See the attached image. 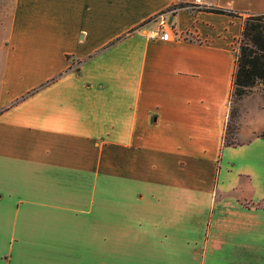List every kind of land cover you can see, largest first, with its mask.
I'll return each mask as SVG.
<instances>
[{"label": "crops", "instance_id": "1", "mask_svg": "<svg viewBox=\"0 0 264 264\" xmlns=\"http://www.w3.org/2000/svg\"><path fill=\"white\" fill-rule=\"evenodd\" d=\"M263 13L264 0H13L0 264H264V126L224 144L242 23Z\"/></svg>", "mask_w": 264, "mask_h": 264}, {"label": "rangeland", "instance_id": "2", "mask_svg": "<svg viewBox=\"0 0 264 264\" xmlns=\"http://www.w3.org/2000/svg\"><path fill=\"white\" fill-rule=\"evenodd\" d=\"M13 0H0V50L3 48L5 37L8 33L10 24V14L12 11ZM264 22V18H263ZM230 112L231 117L227 118L224 138L227 142H240L239 129H243V132L253 130V128H263L264 126V82H257L255 85L245 89V94L238 98H230ZM229 116V114H228ZM260 130V129H258ZM260 133V132H259ZM237 157V154H234ZM107 208L104 207L103 212ZM94 222H88V229L93 228ZM110 220L105 218L102 221L103 230V246L104 248L110 247ZM133 240V239H131ZM85 241L84 238L72 237L71 245H78ZM94 243V238H86V244L88 246Z\"/></svg>", "mask_w": 264, "mask_h": 264}, {"label": "trees", "instance_id": "3", "mask_svg": "<svg viewBox=\"0 0 264 264\" xmlns=\"http://www.w3.org/2000/svg\"><path fill=\"white\" fill-rule=\"evenodd\" d=\"M178 7L183 5L178 4ZM173 8V7H172ZM214 12L230 13L221 8H211ZM264 13L247 16L242 23L241 36L236 50V67L232 76V97L236 100L245 94V89L264 82ZM232 116L230 112L229 117ZM264 136V132L261 134ZM225 145L237 142L224 141Z\"/></svg>", "mask_w": 264, "mask_h": 264}, {"label": "built area", "instance_id": "4", "mask_svg": "<svg viewBox=\"0 0 264 264\" xmlns=\"http://www.w3.org/2000/svg\"><path fill=\"white\" fill-rule=\"evenodd\" d=\"M197 2H199V0H197ZM161 24L165 25L166 23L164 21H162ZM155 33H156L155 35L160 36L161 39H164V40L171 39V31L169 28L161 27L159 29V32L156 31Z\"/></svg>", "mask_w": 264, "mask_h": 264}]
</instances>
